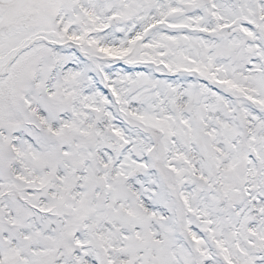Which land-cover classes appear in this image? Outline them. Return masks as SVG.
<instances>
[{"label": "snow or ice", "instance_id": "1", "mask_svg": "<svg viewBox=\"0 0 264 264\" xmlns=\"http://www.w3.org/2000/svg\"><path fill=\"white\" fill-rule=\"evenodd\" d=\"M0 264H264V0H0Z\"/></svg>", "mask_w": 264, "mask_h": 264}]
</instances>
